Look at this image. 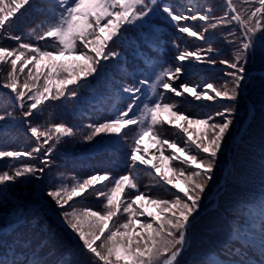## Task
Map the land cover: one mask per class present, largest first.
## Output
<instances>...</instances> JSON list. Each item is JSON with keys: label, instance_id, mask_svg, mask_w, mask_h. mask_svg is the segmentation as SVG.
Masks as SVG:
<instances>
[{"label": "snow or ice", "instance_id": "1", "mask_svg": "<svg viewBox=\"0 0 264 264\" xmlns=\"http://www.w3.org/2000/svg\"><path fill=\"white\" fill-rule=\"evenodd\" d=\"M31 4L32 0H0V30L15 42L11 48L0 46V71L7 66L0 87L9 90L12 104L19 110L35 145L20 150L0 149V158H11V163L0 169V208L9 204L17 185L43 178L63 137L78 136L80 141L89 143L97 137L114 138L97 141V145H127V174L118 178L108 173L83 179L73 176L71 184L59 182L43 195L56 206L61 223L77 238L81 252L89 255L92 264H179L178 258L191 248L190 232L198 222L201 202L235 123L241 86L249 76V60L257 53L264 57V0H225L226 10L220 17L212 16L211 8L181 12L160 0H55L46 25L32 28L25 39L23 34L15 35L11 30L21 10ZM157 13L166 14L178 33L204 41L206 47L190 50L173 41L172 46L177 49L175 63L161 66L154 80L110 83L108 86L117 93L127 94L130 102L113 118L88 123L84 126L86 131L63 122L32 124L29 118L41 114L46 101L77 100L81 89L98 79L110 61L112 67L126 72L117 43L135 46L138 42L124 35L126 26L149 29L151 18ZM197 20L203 22L199 28L186 23ZM220 26L228 29L220 38L232 46L231 59L217 60L220 53L207 35ZM186 63L213 67L220 63L225 66L226 79L220 87L205 81L196 85L182 83L178 89L174 84L184 73ZM145 86L155 97L151 103L141 102ZM169 92L177 97L187 94L196 101L226 103L204 117H192L178 110V102H168ZM6 117H12V112L0 115V120ZM164 124L182 136L183 146L175 140L159 138L162 133L158 134L156 127ZM193 126H199L201 131L195 133ZM129 132L135 133L130 140ZM145 136L152 137L157 145L150 158L148 150L141 148ZM166 150L170 154L165 155ZM31 160L37 163H30ZM174 161L179 163L178 168L172 167ZM139 165L148 168L149 176L157 185L163 184L171 198H153L139 190L134 175ZM177 179L182 180L183 187L175 182ZM259 180L264 186V150ZM88 197H95L100 208L80 203ZM137 201L155 206L158 212H149ZM236 207L248 209L245 219L228 220L225 227L217 229L223 236L219 250L205 251L193 264H264V200L255 205L241 201ZM17 212L13 206L0 220ZM30 248V244L21 241L0 256V264H44ZM249 249L255 253L259 250L260 255L249 257Z\"/></svg>", "mask_w": 264, "mask_h": 264}, {"label": "trees", "instance_id": "2", "mask_svg": "<svg viewBox=\"0 0 264 264\" xmlns=\"http://www.w3.org/2000/svg\"><path fill=\"white\" fill-rule=\"evenodd\" d=\"M162 3L172 4L176 10L181 12H185L189 6L197 11H204L207 8H211V10L214 11L216 8H219L220 11H217L215 15L220 14V16H222L226 10L225 0H162ZM34 4L35 3H33V5ZM34 6L35 8L37 6V9L39 10L42 8L41 4ZM53 6L55 7V5ZM42 12L39 20L41 25H46L51 17L52 11L47 7H43ZM159 15L160 14L157 13V18H159ZM186 23H191L196 28H199L201 24H203V22L199 20L194 23L190 21ZM170 28L171 25L169 22H163L160 29L147 30V33L150 35L149 37L157 43V45H155L156 47L152 48L154 50L151 51L152 54L148 55L146 64L149 65L144 71L150 80H154L155 73L161 66L175 63L173 60L175 55L167 56L162 52V49H164V44L161 42L162 40L169 39L175 41L181 46V48L186 45L190 50H195L197 46L206 47L204 41L197 40L195 37L194 39L190 38L188 41L187 34L178 33L175 28ZM160 31H163L162 34L164 36L159 33ZM223 33L225 32L220 31V34H216L214 30H209L207 33L211 39L213 48L220 53L219 56L215 57L217 60L220 58L231 59L233 49L231 45L225 43L224 40L220 38ZM124 35L129 38L132 36L130 32H125ZM137 38L141 40L139 36H137ZM49 43H51V40ZM118 44L121 45L120 42H118ZM122 47H125L124 43ZM133 47L136 48L135 46ZM109 63L110 65L112 64L111 61ZM199 65L200 66L190 65L192 67L191 72L188 73L187 76L185 75L181 82L189 85H196L205 81H210L214 82L215 86L220 87L226 79L224 75L225 66L220 63H217L214 67L205 64ZM111 68L113 69L109 68L105 70L104 79L98 78L95 82L89 84V87L81 89L79 98L72 101L73 107L69 112L71 115L74 113V115L71 117L76 118V116H79L82 119L89 117L88 113L84 110V103L95 104L97 102L98 104L95 105V108H102L103 111H100L98 114L95 113L96 115L94 116V119H99V117L104 115L107 116L108 111L112 112V114L108 116V120L113 118L115 112L120 110V103L122 101L126 107L127 103L130 102L127 99V94L117 93L114 90V87L108 86L114 80H118L116 79L114 72L117 71L119 72L118 74H121L122 72L112 66ZM263 69L264 61L260 54L257 53L249 60L248 73L252 70L259 71ZM128 73L135 75V73H137V68H134V70H131ZM132 75H126L129 82H134V80L130 79ZM3 82V76L0 74V83L3 84ZM135 82L133 84H135ZM1 89L2 88L0 87V111L3 110L6 105V103L1 101L2 98H4L5 101L11 99L8 95L9 92L5 94ZM7 90L8 89H6V91ZM149 97H151V99H149ZM154 99L155 97H152L151 93H149V95L141 102L147 101L151 103ZM249 102L254 109L250 115V121L241 135L240 140L234 141L230 144L232 137L240 130V123L248 114ZM222 103H226V101H221L220 103H212L209 101L206 106L195 111L194 105L187 106L182 102H178V110L192 117H204L208 113L214 112ZM86 107H89V105ZM12 108L15 110L14 114L20 113L14 105ZM237 109L238 114L235 117V123L232 126L229 135L226 137L225 147L219 158V166L204 195V199L201 202L200 213L202 210L204 211L198 216V222L190 232L191 248L186 250L182 256L178 258L179 264H193V261L198 259L205 251L209 249L219 250V246L223 242V236L217 231V229L225 227L228 220L237 218L245 219L244 214L248 209L243 207L237 208V204L243 201L246 204L255 205L258 201L264 200V186H262V182L259 180L262 150H264L263 74L259 72L252 73L251 76L244 81L241 86ZM33 117L34 116L29 119H32ZM75 124L76 122L73 121L72 125ZM193 127L195 133L201 131L199 126ZM159 128L160 132L157 133H162L159 138H170V141H172V129L166 134V131L162 130L163 127ZM21 129L22 127L19 126L14 130L17 132V137L24 138L25 136ZM5 134L7 136H5ZM134 134V132H130L129 140ZM1 135L2 142L0 143V148H7V150H20L25 148L22 145L23 142H19L18 139H13V134L7 142H4L6 138L8 139V135H11L10 131H5ZM109 145L113 147H108L106 144L102 143V149L99 151L104 152L105 154L107 151H113L115 148H118L120 151L118 157L115 155L113 158L101 154L100 157H94L92 163H86L84 160L78 164L77 168L80 169V172L86 170L85 173L87 174H85V176H88L91 172L100 170L101 174L108 173L110 174V177L115 178L127 174V145L123 142ZM229 148L231 149L230 153ZM165 152L167 153V151ZM122 154L125 158H123ZM165 155H168V153ZM124 164L126 166L122 168V165ZM228 164V172L225 173ZM1 165L7 167L8 161L2 162ZM179 166V163L176 161L172 163V167L178 168ZM47 170H49V173L47 174L48 178L44 183L43 188H40L38 185L43 179H40L38 181L39 183L35 184V186H33V183L30 186L25 183L19 184L16 187L19 193L15 189L12 195L13 197H10L9 204L4 207V211L9 212L10 209L15 206L18 209V212L14 216L18 217L16 220H1L0 227L5 225L8 226L12 223H18L19 225L12 226L13 228L10 227L8 231L1 233L0 256H2L10 247L19 244L21 241H26L31 245L30 251L39 248L43 253L45 251L52 253V257L54 258L51 259L52 257H48L46 260H42L44 264H48L46 263L48 260L49 264H92L89 255L81 252L80 243L77 238L70 231L66 230L61 223L56 206L50 199L43 195V192L48 187L59 182L71 184L73 182L72 177L75 176L79 178V176H77L76 173L71 176L69 172L66 173V171L61 175H57L52 166ZM134 175L137 177L135 182L140 191L150 193L153 198H171L170 193L165 187L163 185H157L156 180L152 176H149L148 172L144 171L140 165ZM218 185V197L212 198L208 201L209 195L218 187ZM128 191L132 190L128 189ZM80 203L91 204L96 209H99L101 206L95 197H88L86 200L80 201ZM137 204H144V201H137ZM11 241L13 242L11 243ZM247 254L251 258H256V256L260 255L259 250L255 253L251 249L248 250ZM8 255L11 256V252H8ZM37 257L39 258L38 255Z\"/></svg>", "mask_w": 264, "mask_h": 264}, {"label": "rangeland", "instance_id": "3", "mask_svg": "<svg viewBox=\"0 0 264 264\" xmlns=\"http://www.w3.org/2000/svg\"><path fill=\"white\" fill-rule=\"evenodd\" d=\"M33 3H35L34 5H39L41 4V10L37 9V6L35 8V6L33 5ZM33 5V6H32ZM55 5V1L54 0H32V4L31 6H26L25 9L21 10V13L18 14V19L14 20V26L12 28V34L15 35H21L23 34V36L25 37V39H28V32L36 27L37 25H41L40 22V15H42V10L43 7H47L49 10H53ZM189 8H192L189 6ZM217 11H220L219 8H216L214 11L211 12V15L214 17H220V14H216L215 13ZM152 23L157 21V14L153 15L151 18ZM192 22V21H190ZM194 23V22H193ZM172 24V23H171ZM126 30L131 31L132 33H137L139 30V28L135 27V26H126ZM125 30V31H126ZM221 32H226L228 31V29L226 27L220 26L218 27L216 30H214V32H216V34H220ZM188 41L190 40V38L194 37H190L188 36ZM135 40V38H133ZM186 41V40H184ZM44 42L42 41L41 44H43ZM173 41L171 40L170 42H166L165 44V51L164 54L167 56H171V55H176L177 54V49H175L172 46ZM126 44V43H124ZM0 46H4V47H14L15 46V42L8 39L6 34L2 33V30H0ZM116 47L120 48V50H123V55L121 57V64L126 68V72L122 71L121 74H118L119 72L115 71V77L116 81H122L125 83H128V79H127V73L129 72V70L133 69L134 67H136V62L139 65H142L143 62L140 60L139 58V51L135 52L133 46L131 45L129 48L125 47L123 48L121 45H119L117 43ZM147 48V45H143L142 47ZM174 49V50H173ZM133 50V51H132ZM192 50V49H191ZM152 51V50H150ZM129 58V59H128ZM58 60H71V57H57ZM262 60L264 61V57H262ZM113 64V62H111ZM112 64L109 66L108 68H111ZM191 65H195V66H200L199 64H191ZM208 65V64H205ZM187 66V67H186ZM210 66V65H209ZM192 70V67L190 66V64L186 63L185 64V71L184 73L180 76L179 79H177L175 81L174 86L177 87L179 89L180 84H182L181 80H183V78L185 77V75L187 76L188 73H190ZM7 72V66H4V70L0 71V74H2L3 78L6 75ZM104 75L105 73H101L99 78L100 79H104ZM251 75L248 76V78ZM118 77V78H117ZM247 78V79H248ZM96 79L91 80L90 84L95 82ZM115 81V80H114ZM1 84V83H0ZM187 84V83H184ZM1 91L3 93H8L9 90L6 91V89H4L3 87H1ZM167 99L168 102H182L185 105H194V110L198 111L199 109L203 108L204 105L206 106L208 104L209 101L206 100H200V101H196L193 97L185 94L183 97H177L175 96L174 93L169 92L167 94ZM2 102L6 103L5 108L3 110L0 111V115H6L7 112L11 111L12 112V117H6L4 120H0V143L2 142V133L3 132H7L10 131L11 135H8V139L6 138L4 140V142H7L10 137H12L13 134V139H18L19 142H23V147L25 148H31L34 147L35 145L32 143V140L30 138V134L27 132V125L25 124L24 120L20 118V113H16L14 114L15 110L12 108L13 104L11 99L6 100L4 98H2L1 100ZM129 101V100H128ZM78 103V102H76ZM98 103L96 102L95 104H87L84 103L83 107L85 108L84 110L86 111V113H88L89 117H87L86 119H82L79 116H76V118L71 117L72 115H74V113L71 115V113L69 112L70 109L73 107V103L68 102V101H46L45 102V106L43 108V111L41 114H37L34 115V117L31 120L32 124L35 125L37 123L40 124H48L49 122L51 123H60L63 122L65 124H67L68 126H73L74 128L78 129L79 131H86V129L84 128V126L88 123H97V122H103L105 120H108V116H110L112 114V112L108 111L107 116H101L99 117V119H94V116L96 114H98L100 111H103L102 108H95V105H97ZM87 105H89V107H86ZM121 108L123 109L125 108L123 101L120 103ZM179 106V104L177 105V107ZM95 108V109H92ZM175 110V109H174ZM18 111V110H16ZM250 111H252V108H250ZM96 113V114H95ZM165 120H167V117L165 116L164 118ZM249 116L245 117L242 122L240 123V130L238 133H236L232 139L230 144L233 142V140L235 141L239 139L240 134H242V132H244V130L246 129L247 124L249 123ZM75 121L76 124L72 125V122ZM21 126L22 127V131L24 133V138H19L17 137V132L16 130H14L15 128ZM130 127H135V126H130ZM159 127H163L162 130L166 131V134L168 132L171 131L172 129V140H175L178 144H180L181 146H183V138L180 135H176L175 134V130L171 127H169L167 124H164L163 126L157 125L156 127V131L160 132V128ZM195 132V131H194ZM160 134V133H158ZM129 137H130V132H129ZM5 136H7L5 134ZM160 137V136H159ZM105 137H97L94 141L92 142H82L80 141L79 137L77 136L76 138H70V137H63L60 141V143L57 145L55 152L52 155V167L55 169V172L57 175H61L64 171H66V173L69 172V174L72 176L73 174L76 173L77 176H79L80 179L83 178H87L88 176H85L86 170H82L80 172V169L77 168L78 164L82 161L85 160L86 163H92L93 158H97L100 157L101 154L108 156V157H115V155L118 157L120 154L119 149L117 148L116 150L113 151H107L105 154L104 152L99 151V149L95 146L97 145V141H104ZM170 141V138H167ZM1 145V144H0ZM157 147L155 141L153 140L152 137L150 136H145L143 141L141 142V148L142 149H146L148 150V158L151 157V155L153 154V150ZM166 148V146H165ZM0 149H4L7 150V148H0ZM95 149L93 152H90L91 150ZM230 149V148H229ZM168 154H170V150H166ZM165 152V154H167ZM123 155V154H122ZM123 158L124 155H123ZM26 159V158H25ZM124 160V159H123ZM8 161V165L11 163V158H0V169H5L6 166H2L1 163ZM125 161V160H124ZM30 163L35 164V160H31L29 161ZM126 162V161H125ZM126 165H122V168H124ZM142 167V169L146 172L148 168H146L143 165H140ZM128 167V166H127ZM113 171V170H112ZM165 171H167V169H165ZM226 171L228 172V168H226ZM49 170H45L44 174H43V180L40 181V183L38 182L39 180L36 179H30L25 181L24 183L28 186H30L33 183V186H35V184L39 183V187L43 188L44 187V183L46 182L47 178H48V174ZM80 173V174H79ZM95 173H100L99 171L96 172H91L90 175L95 174ZM168 174L171 176L172 173L168 172ZM81 175V176H80ZM180 187H183V182L181 179H177L175 181ZM103 183H108L107 181L103 182ZM163 185V184H161ZM218 187L209 195L208 197V201L212 198H217L219 195L218 192ZM16 189V188H15ZM16 191L18 192V190L16 189ZM126 191H128V189H126ZM19 193V192H18ZM13 196H11L12 198ZM144 205L147 208V210L149 212H152L154 214H156L158 212L157 208L155 206L152 205H148L146 204V202L144 201ZM3 213H6L4 211V208L0 209V216L3 215ZM18 216H14V215H7L6 217H4L2 220H16ZM240 221H243V219L241 218H237ZM1 221V220H0ZM15 225H19L17 224H10L8 226H3L0 227V235L2 232L4 231H8L10 229V227L15 226ZM16 226V227H17ZM13 228V227H12ZM13 241H11L12 243ZM9 243V244H11ZM8 246V245H7ZM32 251V250H31ZM35 254L39 256V258L41 260H46L48 257H52V253L49 251H45L44 253L42 251H40L39 248H36L34 250ZM54 257H52L51 259H53ZM52 261V260H50ZM49 264V260L46 262Z\"/></svg>", "mask_w": 264, "mask_h": 264}]
</instances>
